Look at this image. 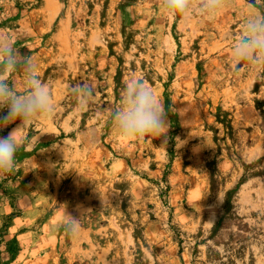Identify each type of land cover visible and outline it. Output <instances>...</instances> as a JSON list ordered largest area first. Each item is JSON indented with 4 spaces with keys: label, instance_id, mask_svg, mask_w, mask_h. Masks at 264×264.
Listing matches in <instances>:
<instances>
[{
    "label": "rangeland",
    "instance_id": "1",
    "mask_svg": "<svg viewBox=\"0 0 264 264\" xmlns=\"http://www.w3.org/2000/svg\"><path fill=\"white\" fill-rule=\"evenodd\" d=\"M202 2L171 20L161 0H0V77L20 92L31 69L51 98L0 174V264H264V78L230 63L264 0ZM133 79L164 136L117 132Z\"/></svg>",
    "mask_w": 264,
    "mask_h": 264
},
{
    "label": "clouds",
    "instance_id": "2",
    "mask_svg": "<svg viewBox=\"0 0 264 264\" xmlns=\"http://www.w3.org/2000/svg\"><path fill=\"white\" fill-rule=\"evenodd\" d=\"M221 5L222 0H203L200 9L202 13L211 14ZM160 6L163 16L171 20L193 12L191 0H161ZM6 54L3 66L14 70L19 53L12 45H8ZM230 63L234 70H238L241 64L249 65L257 77L264 78V16H251L246 20L243 32L233 41ZM25 80L26 87L18 92L7 79L0 77V129L14 125L7 136L0 137V174L12 170L16 165L19 149L17 132L51 110V98L46 85L31 69ZM73 91L80 97L82 105L92 99L93 93L88 85ZM167 117L168 112L155 101L150 87L135 79L129 81L123 90L119 107L111 115L117 132L126 139L145 135L164 136L169 128ZM78 222L79 218L66 213L63 225L65 232L71 234Z\"/></svg>",
    "mask_w": 264,
    "mask_h": 264
}]
</instances>
